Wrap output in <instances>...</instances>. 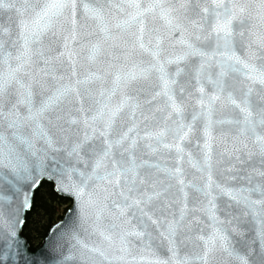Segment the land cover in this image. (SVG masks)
<instances>
[{
  "label": "snow or ice",
  "instance_id": "6c2138e0",
  "mask_svg": "<svg viewBox=\"0 0 264 264\" xmlns=\"http://www.w3.org/2000/svg\"><path fill=\"white\" fill-rule=\"evenodd\" d=\"M81 7L83 21L77 24ZM0 10L21 17L17 37L0 38V238L5 241L0 264H17L18 258L33 264L19 250L16 235L23 214L33 207L31 191L41 178H54L58 190L75 196L79 203V226L58 227L49 241L52 247L70 245L78 264H110L112 259L123 261L132 255L129 236L145 234L133 228L128 218L132 210L162 229L157 235L173 245L169 249L172 257L157 259L154 264H194L195 259L207 264L213 253H221L228 264H249L245 255L232 250L224 227H217L231 221L216 216V200L227 195L264 223V0H97L95 4L0 0ZM203 14L214 17L210 31L204 28ZM149 17L163 24L149 29ZM237 20L242 25L248 22L238 33L245 39L242 55L235 51L233 40ZM213 36L215 50L209 53L200 45ZM87 37H94V42L85 43ZM117 48L124 49L125 61L137 49L151 60L135 63L131 71L117 70L110 88L95 72L79 78L77 65L85 59V51L87 62L95 63L105 54L120 59L113 51ZM181 61L192 62L189 72L195 73L198 97L192 92L186 98L176 95L175 77L182 69L172 74L168 65ZM213 66L219 68L215 79L207 75ZM153 71L158 74L160 90L141 103L138 95L130 94L129 85ZM229 74L234 76L232 83L226 80ZM203 79L214 89L210 94L205 92ZM96 81L100 82L98 88L89 87ZM185 90L180 86L181 93ZM85 96L92 101L87 109ZM156 100L161 102L152 107ZM193 100L199 111L193 113L192 121L203 120L204 142L199 161L190 153L188 157L191 166L206 177L203 184H186L180 166L185 157L183 142L194 130L193 123L185 122ZM218 102L221 109L228 105L238 109L239 117L227 121L236 126L230 137L224 132L213 135L216 125L226 123L214 119ZM75 104L79 105L75 112L81 114L78 118L72 114ZM214 143L221 145L215 161ZM161 149L174 150L176 166L150 163ZM225 157L235 163L220 169V179L214 181V167ZM257 158L260 169L250 163ZM236 164H249L250 170L238 169ZM173 179L182 193L190 186L202 195L199 210L212 221L208 237H199L204 245L198 257L176 259L174 238L187 227V205L179 208L178 219L168 211L174 203L168 195ZM237 180L246 186H228ZM184 196L186 199L187 193ZM157 212L163 219H153ZM105 219L108 227L102 225ZM261 239L264 241V228Z\"/></svg>",
  "mask_w": 264,
  "mask_h": 264
},
{
  "label": "water",
  "instance_id": "95a60500",
  "mask_svg": "<svg viewBox=\"0 0 264 264\" xmlns=\"http://www.w3.org/2000/svg\"><path fill=\"white\" fill-rule=\"evenodd\" d=\"M79 3H90L95 4L97 0H78ZM100 2H107V0H100ZM200 3H207L208 0H199ZM205 16L204 28L206 31H210L212 25L214 24V17L210 14H203ZM19 17L14 11H6L0 10V38L2 39H15L19 33ZM77 24L82 23L83 21V8L81 7L78 10L77 14ZM163 24V21L157 19L155 22L148 18L147 28L157 27ZM248 27V22L245 24H241L238 20L233 23V30L236 35H234V46L237 54L242 55L244 52L243 45L245 44V39H242L238 33L240 31H244ZM7 30V32H5ZM49 37L45 38V44L49 43ZM178 38V36H177ZM88 40H92L94 42V37H87L85 39V43ZM164 47H167V42L165 41ZM203 47L205 51L211 53L215 50V37L213 36L208 41H203L200 45ZM179 46L177 45V49ZM224 49L221 48L220 51ZM113 51L116 52L120 59L113 60L111 54L101 55L97 62L88 63L86 60L87 52L83 53L85 59H81L77 65V72L79 74V78H83L85 74L88 72H95L98 75L104 77V86L106 88L112 87V81L114 79V74L117 70L123 68L124 71L133 70V65L135 63H140L141 61L147 62L151 60V57L137 49V51L131 56V58L127 61L124 60L121 55L124 49L117 48ZM216 59H219L217 56ZM109 63L113 64V68H109ZM191 61H181L178 64L168 65V71L172 74H175L177 68L182 69L179 76H176L177 85L175 86V91L177 97H187L188 92H192L194 97H198L200 94L196 91V81L194 79L195 73L189 72V68L191 67ZM146 66V64L142 65ZM67 71V69H64ZM219 72V68L213 66L207 69V75L211 76L212 79L216 78V74ZM157 73L153 71L147 77H139L136 80H133L129 85V92L132 95H138L139 100L143 103L145 100H151L154 93L158 92L160 89L157 86ZM235 78H242L239 74H235ZM234 79L233 74H229L226 77L228 83H232ZM205 88L206 93H211L214 91L212 85L208 82L207 79L201 80ZM100 86V82L96 81L89 87L98 88ZM180 86L185 87V92L181 93L179 91ZM259 87V86H257ZM226 95V93H225ZM238 95V94H237ZM253 102L255 104V96H253ZM161 101L156 100L151 105L155 107ZM92 101L85 96L84 97V108L87 109ZM75 107H79L78 104H75L73 107V117L78 118L81 114L75 112ZM149 107V105H145V108ZM218 111L214 116L216 120H224L226 123L220 125H216L213 131L214 136H219L221 132L227 133L229 137L234 134L236 126L227 123L234 118L239 117L238 109L234 106L228 105L224 108H220V103L217 104ZM199 111L198 106L194 107V100L190 102L186 112H185V122L193 123V132L190 133L187 140L183 142V147L185 149V157L183 163L180 165L183 169V178L187 183L195 182L198 184H203L204 179L206 177L203 176L201 172H199L196 168H193L189 163L188 154H191V158L195 161H199L202 158V148H203V127L204 122L202 119H198L195 122L192 121V115L194 112ZM162 115V114H158ZM26 150V146H23ZM221 150V145L219 143L213 144V156L214 161L219 159L217 153ZM146 159L148 157H145ZM159 162L162 167H173L176 166L177 162L175 160V152L174 150H164L161 149L160 153L154 155L150 159V163ZM235 161L229 160L227 157L223 159V162L215 165L213 171V180L219 181L220 177L218 172L220 169H224L229 167ZM257 169H260V161L259 159H255L250 162ZM238 169H249V164H236ZM244 172L241 171L239 175L243 176ZM161 178L164 177V174L161 173ZM230 175V174H228ZM44 183H50L53 185L55 192L68 200L71 201L70 208L65 212L62 218L54 223L50 229L48 230L43 241L36 247H31L27 238L24 236L23 231L26 224L27 214L32 210H29L23 214V223L20 224L17 228L16 240L18 241L19 250L21 253L31 261L33 264H78V262L72 257L71 254V246H67L65 248L52 247L49 244V241L52 239L54 232L58 227L63 228H72L78 227L80 224V208L79 203L76 200L75 196L71 195L68 192H62L58 190L57 181L52 178H41L39 180L38 187H34L31 191L32 196V204L34 205V199L37 191L41 188ZM173 187L169 192V197L174 203L168 209L169 212L174 213L176 218H179V208L182 204L187 205V212L184 224L187 227L181 228L175 239V249H176V259H184L185 257L194 258L198 257L203 252L204 241L200 240L199 237L203 236L205 238L212 231V221L209 216L200 211L199 208L201 203L204 202V198L198 192H196L192 187H186L184 192L182 193L180 189V185L177 184L176 180L173 179L171 181ZM229 187L239 188L242 186H246L245 182L237 180L230 181ZM184 193H187V197L185 199ZM216 194L215 192L213 193ZM258 196H253V199H258ZM217 209L216 216L220 221H231V224L225 225H217V227H224L225 234L228 237V243L231 246L232 250L239 255H245L249 264H261L262 253H264V241L261 239V231L264 228V223H262L261 218L257 215L252 214L249 210H247L243 205L237 204L235 201L231 199V197L227 195L219 196L216 200ZM33 208V207H32ZM147 210V209H146ZM133 214L128 218L132 222V226L136 231L144 232L145 234L142 236H129L130 247L132 250V255H129L125 258V260H116L112 259L110 264H154L157 259H169L172 257L173 253L169 250L173 245H169L166 239H161L157 233L158 231H162V229L156 228L154 225L146 219V217L140 216V213L132 210ZM165 215H168V212H165ZM160 216L159 212H157L153 219H156ZM171 218V217H169ZM102 225L104 227L109 226L108 220H103ZM147 225V227H145ZM5 247V241L3 238H0V250H3ZM17 264H25L24 258H18ZM194 264H205L204 261L199 259L194 260ZM207 264H228L227 258L223 256L221 253H213L209 256L207 260Z\"/></svg>",
  "mask_w": 264,
  "mask_h": 264
},
{
  "label": "trees",
  "instance_id": "16d2710c",
  "mask_svg": "<svg viewBox=\"0 0 264 264\" xmlns=\"http://www.w3.org/2000/svg\"><path fill=\"white\" fill-rule=\"evenodd\" d=\"M71 201L59 196L52 184L44 183L37 191L32 210L27 214L23 234L31 247L38 246L50 227L70 208Z\"/></svg>",
  "mask_w": 264,
  "mask_h": 264
}]
</instances>
